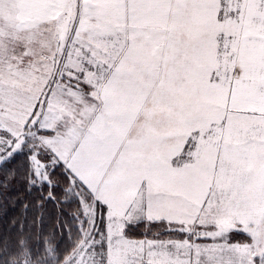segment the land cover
<instances>
[{
    "label": "snow or ice",
    "instance_id": "obj_1",
    "mask_svg": "<svg viewBox=\"0 0 264 264\" xmlns=\"http://www.w3.org/2000/svg\"><path fill=\"white\" fill-rule=\"evenodd\" d=\"M21 185L0 264H264V0H0Z\"/></svg>",
    "mask_w": 264,
    "mask_h": 264
},
{
    "label": "trees",
    "instance_id": "obj_2",
    "mask_svg": "<svg viewBox=\"0 0 264 264\" xmlns=\"http://www.w3.org/2000/svg\"><path fill=\"white\" fill-rule=\"evenodd\" d=\"M17 197L27 198L26 194H24L22 185L19 188L13 186L10 190L3 192V194L0 195V227L7 228L11 220L14 217L19 216L21 204L20 199H17ZM12 199H16V204L14 206L12 204ZM48 211L53 217V221H49V224L46 225V228L54 222L55 217V209L51 205H49Z\"/></svg>",
    "mask_w": 264,
    "mask_h": 264
}]
</instances>
